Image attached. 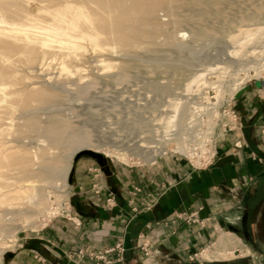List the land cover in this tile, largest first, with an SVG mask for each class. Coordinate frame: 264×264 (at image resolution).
Instances as JSON below:
<instances>
[{
	"label": "rangeland",
	"instance_id": "1",
	"mask_svg": "<svg viewBox=\"0 0 264 264\" xmlns=\"http://www.w3.org/2000/svg\"><path fill=\"white\" fill-rule=\"evenodd\" d=\"M246 1L219 3L217 6L222 15L216 16L213 13L215 10L212 11L209 7L207 13L198 20H190L187 17L189 7L181 5L177 7L179 21L175 24L173 15L161 8L157 13L158 21L164 28L167 25L168 29L160 31L154 43L147 42L129 52L110 53L93 50L91 46L85 45L76 54L70 53L56 36L37 27L33 28L34 33L47 37L50 45L33 52L25 49L20 41L0 36V250L4 249L0 264H15L11 254L18 252L23 241L40 235L53 221L70 219L73 223L80 222L79 212L75 207L74 186L70 183L79 165L93 162L97 172L105 177L96 159L84 153L86 149H83L74 156L67 187L61 188L62 182L56 177L49 182L35 180L33 184L41 188L45 198L40 206L30 201L28 194L32 192L31 189L27 186L20 188L26 182H18V158L28 153L33 159L40 152L39 147L47 144V138L43 133L24 134L20 131L24 118L20 108L15 106L13 109L14 104L21 99L31 100L29 96L32 93L46 87L44 80L60 85L65 99L46 106H38L33 100L31 102L36 106L35 111L41 119L57 115L69 122V131L75 133V140L74 143L68 140L70 145L66 151L69 153L84 144L87 149L108 157L113 167L132 169L155 165L156 163L150 164L154 156L147 159L144 155L163 142L161 147L166 148L167 154L157 163L170 157L188 162L179 154L181 151L178 147L181 146L175 139H169L171 135L167 133H170V128L166 130L162 124L171 114L172 105L176 101H181L185 111L191 110L194 102L206 108L214 103L224 105L231 101L237 114L236 128L226 132L225 139L218 144L220 149L221 145L226 144L229 138L241 130L242 103L241 97L236 99V93L246 87L244 93L249 96L259 97V93L260 97H264V86L255 85L257 80H264V16L258 22L249 20L240 25L242 21L238 19L247 11H252V6ZM258 1L264 3L263 0H253ZM60 2L61 0H0V20L28 23V17L34 16L39 25L47 26L50 20L38 6L54 8ZM225 18L228 24L224 21ZM258 24L262 28L263 37L253 35V40L249 43L231 39V35L237 33L238 29H255L259 27ZM4 25L6 23L0 21V28ZM198 27L211 30L216 35L212 34L213 37L208 39L202 38L205 40L196 38L192 32ZM170 31L181 44L171 46L166 43L167 33ZM63 63L70 68H81L68 73L62 70ZM108 63L113 66L105 67ZM170 63L178 66L171 67ZM199 72L205 73L206 83L199 87L193 85L191 88L189 83ZM68 78L76 80V84H63ZM8 96L10 99L7 100ZM188 118L189 116L184 117L179 128L175 126L172 131L186 130ZM184 136L187 134L184 133ZM77 138L80 139L77 141ZM51 151L56 153L57 149ZM157 151L154 153L158 154ZM45 208L55 209V213L49 215L43 211ZM241 253L252 257L251 250L246 249ZM197 254L195 259L203 261L235 256L232 250L213 247L200 249ZM261 263L264 264V259ZM256 264H259V260Z\"/></svg>",
	"mask_w": 264,
	"mask_h": 264
},
{
	"label": "crops",
	"instance_id": "2",
	"mask_svg": "<svg viewBox=\"0 0 264 264\" xmlns=\"http://www.w3.org/2000/svg\"><path fill=\"white\" fill-rule=\"evenodd\" d=\"M257 96L242 94L241 130L220 146L215 163L206 169L170 157L152 166L113 167L106 178L96 176L93 162L79 165L73 182L80 222L53 221L40 235L23 241L11 254L12 262L93 264L77 259V251L99 250L122 238L123 264H263L264 97ZM99 183L117 205L98 199L94 185ZM136 186L142 191L134 194ZM245 212L253 247L241 234ZM206 247L227 248L235 256L195 259ZM246 249L252 257L242 255Z\"/></svg>",
	"mask_w": 264,
	"mask_h": 264
},
{
	"label": "bare ground",
	"instance_id": "3",
	"mask_svg": "<svg viewBox=\"0 0 264 264\" xmlns=\"http://www.w3.org/2000/svg\"><path fill=\"white\" fill-rule=\"evenodd\" d=\"M231 1L232 0H61V2L55 5L54 8H50L48 6H38L40 10H43L47 14L50 20L49 25H39L37 22V18H35L34 16L28 17V23L8 22L5 20H0L6 23V25L0 28V36L20 41L25 49H29L33 52L35 49H41L44 46L50 45L49 39L47 37L40 36L34 33L33 28L37 27L45 30L47 33L53 36H56L59 41L69 49L70 53L72 52L76 54L78 50L85 45L91 46L93 50L110 53L129 52L141 47L147 42L154 43L156 35H158V33H160V31H162L163 29H168L167 25L164 28L162 27L163 24L161 25L158 21L157 13L159 9H167L169 13L173 15L170 16H172V19L174 17L173 24H175V22L179 21V18L177 17L178 6L186 5L187 7H189V13H187V17H189L190 20L192 18L198 20L201 16H203V14L207 13V8L209 7L212 8V11L215 10L213 11V13H216V16L218 15L219 17V15H222V12L219 11L217 5L219 3L225 2L230 3ZM246 2L250 6H252V11H247L244 14L241 11L243 15L241 16V19L238 20L242 21L243 23L241 22L240 25H243L249 20H260L264 16L263 2H253V0L252 2L250 0H247ZM217 9L219 12H221V14L217 11ZM184 12L186 11H183V13ZM227 19H223L224 21H227L226 24H228ZM220 20L222 19L220 18ZM258 25V28H253L254 31L253 29L249 28H237V33H233V35H231V39L249 43L251 40H253V35L259 36L263 34L260 24ZM262 26L264 25L262 24ZM193 30H195L192 32L194 33L195 37H199L201 38V40H205L202 38H211V36L213 37L212 34H214L213 32H211V30L201 27ZM171 31L167 33L166 43L171 46H178V44H181V42L179 43L174 38ZM215 35L216 34H214V36ZM197 40L199 41V39ZM111 66H113L111 63L105 65V67ZM152 66L155 67L154 65ZM170 66L175 67L178 66V64L170 63ZM170 66L168 67L171 68ZM256 66H258L259 68V65ZM80 68L81 67L79 66L70 68L64 63L62 65V70L68 73L73 72L74 70L79 71ZM204 74V72H199L191 79L189 83L191 88H193V85L195 87H199L202 84L206 83ZM69 78L66 81H63V84H76V80H71ZM43 82L45 83L46 87H43L40 91L34 92L31 94V96H29L31 100L37 102L38 106L51 105L55 102L65 99V95L61 91L60 85L56 86L55 83H49L46 80H44ZM8 99H10V96L7 97V100ZM31 100L21 99L16 103V105L14 104L13 109L15 108V106L17 108H20L24 118V122L20 128V131L24 134L43 133L47 138V144L39 147L40 152L34 155V160L31 159L28 153H24L19 156L18 165L20 168V176L18 178V182H26V184L20 185V188H23L24 186L30 188L32 192L28 194V199L30 201H33L34 204L40 206L43 204L45 193L41 190L40 187H35L33 181L40 180L49 182L57 178L61 180L60 183L62 182V185L60 184L61 188L67 187L68 177L73 165L74 156L79 151L87 149L88 147L84 146V144L79 145L68 153L66 151L67 147L70 145V142L68 140H70L71 142L75 140V133L69 131V122L57 115H51L46 120L41 119L39 113L35 111L36 106L32 104ZM172 106L173 108L171 109V114H169V117H167L166 120H163L162 124H164L166 130L167 128H170L169 131L171 130L170 133H167L171 135L169 139H175L177 144H179L181 148H184V141L186 139L184 133H190H188L187 130L182 131L181 128V130L178 129L174 132L172 130L173 127L179 126L184 117L189 116V118H192L194 115V111H185L186 108L182 107L181 101H176ZM10 112L12 113V111ZM193 124H196V122ZM65 134H67L66 137ZM78 139L80 138H77V141ZM182 142L183 144L181 145L180 143ZM52 149H57V152L53 153L51 151ZM155 150H158L159 152H157L162 154L166 152V148ZM152 160H156V157L154 156ZM36 164L37 167H35ZM61 188H58L59 191H62ZM33 211L29 212L32 213ZM43 211L49 215L55 213V209L53 210L52 208H45ZM3 250L4 249L0 250V257L2 256Z\"/></svg>",
	"mask_w": 264,
	"mask_h": 264
},
{
	"label": "built area",
	"instance_id": "4",
	"mask_svg": "<svg viewBox=\"0 0 264 264\" xmlns=\"http://www.w3.org/2000/svg\"><path fill=\"white\" fill-rule=\"evenodd\" d=\"M230 102L224 105L214 103L212 106H206V108L194 102L191 106L194 115L187 120L185 127L190 134L186 136L184 148L178 147V149L181 151L179 154L185 157L194 169H206L212 166L219 154V142L225 139V134L228 130H235L237 114ZM195 122L196 124H193ZM155 149H162L161 144L152 147L144 155V158L147 157V159L153 156L156 157V160L150 162L151 165L157 163L161 157L167 154L166 151L164 154L158 153L156 155L154 153ZM98 174L96 173V176ZM94 190L98 199L107 206L113 207L117 205L115 196L108 192L105 184H95ZM141 191V187L138 186L133 190L134 194ZM144 245L145 249L147 244ZM125 251L124 240L118 238L113 246L104 250L89 251L88 249H79L75 257L80 260L89 258L93 264H123ZM145 252L147 255L149 254L148 249H145Z\"/></svg>",
	"mask_w": 264,
	"mask_h": 264
},
{
	"label": "water",
	"instance_id": "5",
	"mask_svg": "<svg viewBox=\"0 0 264 264\" xmlns=\"http://www.w3.org/2000/svg\"><path fill=\"white\" fill-rule=\"evenodd\" d=\"M255 85L257 87L264 86V80H257L255 82ZM245 90H247L246 87H244L243 89L238 91L236 94V99H239L242 96V94H244ZM84 153H86V154H88V155H90L96 159L101 170L104 172L106 178H109V176L112 175L113 165L111 164L110 159L108 157L104 156L103 154H101L97 151H93V150H89V149L84 150ZM70 183L73 186L75 185L73 182V178L70 179ZM248 223H249V213L245 212L242 219H241V229H242L241 234L243 235L244 239L247 241L248 245L250 247H253V243L250 239V232H249ZM231 228L236 230V228L233 226Z\"/></svg>",
	"mask_w": 264,
	"mask_h": 264
},
{
	"label": "flooded vegetation",
	"instance_id": "6",
	"mask_svg": "<svg viewBox=\"0 0 264 264\" xmlns=\"http://www.w3.org/2000/svg\"><path fill=\"white\" fill-rule=\"evenodd\" d=\"M75 204H76V201H75Z\"/></svg>",
	"mask_w": 264,
	"mask_h": 264
}]
</instances>
